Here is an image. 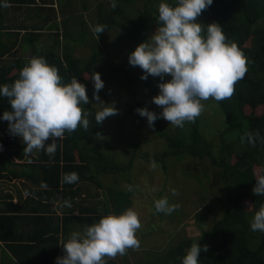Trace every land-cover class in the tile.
I'll use <instances>...</instances> for the list:
<instances>
[{"label": "trees", "instance_id": "16d2710c", "mask_svg": "<svg viewBox=\"0 0 264 264\" xmlns=\"http://www.w3.org/2000/svg\"><path fill=\"white\" fill-rule=\"evenodd\" d=\"M47 2L8 0V7H0V84L11 85L32 57L45 56L50 64L57 66L64 83H70L75 76L86 85L90 102L84 108L88 112L89 126L87 129L78 127L71 133L66 131L61 142L56 138L58 147L52 156L38 150L36 155L24 161V149L19 148L16 154L21 163L18 164L5 153L10 143L0 139L4 146L0 151V181L9 191L0 194V204L4 203V208H0V264H56V258L64 255L63 244L73 231L83 232L86 226L98 222L102 216L120 214L132 206L130 176L142 141L134 143L131 150L123 143V138L127 119L133 116L131 125H136V109L144 102L136 100L121 107L123 114H117L114 127L110 126L114 128L111 142L99 144L98 140L105 137L106 132L102 123L95 121L97 109L92 103L95 100L92 74L99 72L104 84H111L117 78L118 85L124 82L134 91L143 89L155 95L159 93L158 84L171 79L169 75L165 81L152 76L143 80V70L131 66L128 59L129 54L147 40L148 29L152 25L160 26L158 6L161 0H111L107 4L100 0L93 28L82 16L75 14L69 19L76 25H70L69 20L62 26L58 20L49 25L51 20L43 11L56 12L57 9L44 7ZM167 2L171 4L173 0ZM36 3H41V7L36 9L35 17L47 25H33L34 29L25 31L22 49L30 50V57L2 62L20 43L5 25L11 5ZM84 7L87 9L85 4ZM28 18L31 17L28 15ZM196 19L205 25V29L208 24L219 23L229 40L235 41L248 57V71L236 83L231 98L219 102L211 98L204 101L215 114H220L214 126L215 136H210L204 129L209 126L204 112L182 128L175 126L165 130L162 118L155 121L157 135L166 145L156 160L166 168V159L170 158L176 162H182L186 157L208 160L217 170L218 180L229 189L225 200L221 201L225 208L222 214L208 230L202 231L200 264H264V232L250 228L255 212L264 204V196H257L252 191L257 177L264 175V0H214ZM97 25L104 26L105 32H95ZM60 27L63 30L56 31ZM23 28L28 26L20 24L18 31ZM46 36L53 44L43 42ZM80 47L89 50V55H77ZM99 96L105 101L109 99L103 89ZM6 110H10L8 98L0 97V116ZM8 123L0 120L4 125L0 126V133L10 134ZM249 133L256 137L255 144L246 138ZM120 155L126 159L119 161L123 160L118 158ZM140 159L148 160L149 154L144 152ZM73 171L78 173L79 180L63 182V175ZM101 176H114L116 184L107 187L100 180ZM120 178H127L129 190L119 187ZM16 180L30 184L26 190L29 197L23 198L22 192L11 185ZM88 181L101 189L106 188L107 200L103 210L99 209V203L92 204L94 196L90 192L87 191L82 199L87 190H84V184ZM15 194L23 198L20 201L25 202V209L16 211ZM65 200H70L71 207L63 204ZM218 200L214 197L205 212L196 214V222L202 227L204 218L212 212ZM249 204L252 205L249 207ZM194 242V239L185 238L162 254L144 252L142 259L135 263L126 259L124 264H181V258ZM205 245L207 251H203ZM105 259L106 264H118L110 257Z\"/></svg>", "mask_w": 264, "mask_h": 264}, {"label": "clouds", "instance_id": "9594fccd", "mask_svg": "<svg viewBox=\"0 0 264 264\" xmlns=\"http://www.w3.org/2000/svg\"><path fill=\"white\" fill-rule=\"evenodd\" d=\"M214 0H161L158 6L160 26L145 42L129 54L131 66L143 70L141 79L149 76L171 77L158 84L159 94L152 98L163 111L158 115L148 108H138L141 117H146L150 127L164 118L171 125L184 127L194 122L205 108L203 101H222L231 98L235 85L244 78L248 57L235 41H230L219 23L205 25L197 22L202 11ZM8 0H0V7H8ZM115 7V2L112 4ZM95 32L103 33L104 26L97 25ZM94 82L93 99L101 109L95 114L97 124L115 115L118 109L101 100L99 92L104 81L99 72L90 78ZM0 97L8 98L10 110L3 112L0 120L8 121L9 132L19 136L24 152L43 150L52 156L65 132L89 126L88 112L84 106L89 101L87 88L77 77L64 83L59 69L50 64L45 56L32 57L20 70L19 78L11 85L0 84ZM256 136H259L257 133ZM52 138V142H46ZM246 138L255 144L253 134ZM4 146L0 143V151ZM65 183H75L79 175L75 171L65 173ZM253 193L264 196V175L256 179ZM25 195H28L26 192ZM63 204L71 207L70 200ZM158 212L171 213L178 205H170L167 197L154 202ZM252 204H249V207ZM141 227L139 213L128 208L120 214L109 213L98 222L86 226L83 232L73 231L63 244L64 255L56 258V264H106V257L124 255L129 248H138L137 232ZM253 231L264 232V204H261L250 221ZM202 251L199 242H194L181 258V264H200ZM203 251H207V245Z\"/></svg>", "mask_w": 264, "mask_h": 264}, {"label": "rangeland", "instance_id": "374dc122", "mask_svg": "<svg viewBox=\"0 0 264 264\" xmlns=\"http://www.w3.org/2000/svg\"><path fill=\"white\" fill-rule=\"evenodd\" d=\"M99 1L100 0H54V4H52L53 2L48 0L44 7L54 6L57 10L56 12H51L49 9L43 12L46 16L48 15L51 20V22L48 23L49 25L52 24L54 20H58L60 26H62L66 20H69L70 25H76L69 19L75 14V16H82L93 28L92 24L96 19L95 13ZM108 1L109 3L111 2V0H102L105 4H107ZM84 4L87 9L84 7ZM39 7H41V3L26 6L18 4L15 6L11 5L7 13L5 25L12 30L10 33H12L14 37H18L20 43L16 46L13 53L8 56L6 55L4 59L1 60L2 62L11 61L13 58L17 57H30L31 51H24L22 49V44L24 42L23 37L26 36L25 31L29 32L30 29H34L32 28L33 25L39 24L38 27L47 25L41 18L35 17V13L37 14L36 9ZM28 15L31 18H28ZM20 24L28 26V28H23V31L19 32ZM157 28L158 26L152 25L148 29L145 35L147 40L156 32ZM61 30H63L62 27L56 31L60 32ZM13 36L12 38L14 39ZM43 42L45 44H53L49 36H46ZM14 53H17V55L12 56ZM89 53L90 51L85 47H80L77 55L86 57ZM103 90L108 93L109 99L108 101L101 100L107 104H113L118 109L117 114H123L121 107H125V105L130 102L135 103L136 100L144 102L141 108L146 107L151 111H155L158 115L163 111V108L157 106L152 100V98L159 93L155 95L151 92L143 91V89H136L134 91L133 88L126 85L124 82L118 85L117 78H114L111 84H104ZM92 103L97 111L101 109V105H97L99 101L93 100ZM203 103L205 104L203 112L208 118L206 123L209 124V126H204V129L210 136H215L216 132L214 126L217 124L220 114H215L214 110L210 106H207L206 102L203 101ZM117 114L105 118L102 122L106 135L98 140L99 144L106 145L111 142L113 138L111 134L114 132V118ZM133 118L132 116L127 119L123 143L125 145L128 144V147L132 150L134 143L142 141V144L138 147L135 167L132 169L130 176L133 186V194L131 195L132 206L130 208H134L138 211L141 220V227L137 232L140 246L138 248H129L124 255L118 254L115 257H110V260H114L118 264H124V260L126 259L129 260L130 263H135L137 260L143 258L145 255L144 252L157 251L162 254L171 245L185 238L194 239L195 242L198 241L200 243L202 231L208 230L225 209L221 201L225 200V196L229 190L218 180V172L212 167L208 160L202 161L186 157L182 162H176L170 158L166 159L165 165L167 168L163 167L161 163L157 162L156 156L162 155L166 147L165 141L158 137V132L155 127L152 128L149 126L146 117H141L138 114L136 117L137 124L131 125ZM203 118L206 120L205 117ZM161 122L162 128L165 130L175 127L164 118H162ZM0 126L4 127L3 124H0ZM0 139H4V141L10 143L8 150L5 151L7 157L15 161V164L21 163L20 158L16 154L19 148L24 149L26 146L23 144L21 138L11 134L0 133ZM51 142L52 138H49L46 145ZM37 152L38 150H34L31 154L24 152V161H27L30 156L36 155ZM144 152L149 154L148 160L140 159ZM118 158H123V160L119 161H124L125 157L120 155ZM120 177H122V175H120ZM100 180L107 187L116 182L114 176H101ZM125 180H127V178H120L119 187L129 190ZM1 183L0 181V194H5L7 186H3ZM29 185L30 184L24 180H17L15 182V186L21 187L23 192H26ZM84 185V190H87L83 193L82 199L86 196L87 191L90 192L92 196H94L92 204L95 205L99 203V209L103 210L105 201L107 200L106 188L101 189L96 183L90 181ZM162 197H167L170 205L175 204L178 205V207L171 213L158 212L155 209L154 202ZM214 197L220 200L216 202L212 212L204 218V225L202 227L196 222V214L198 212H205L206 207L211 204L210 201ZM135 252L137 253L134 254Z\"/></svg>", "mask_w": 264, "mask_h": 264}, {"label": "crops", "instance_id": "0c3cea01", "mask_svg": "<svg viewBox=\"0 0 264 264\" xmlns=\"http://www.w3.org/2000/svg\"><path fill=\"white\" fill-rule=\"evenodd\" d=\"M17 181V180H16ZM15 181V182H16ZM15 182H12V184H11V182H8V184H11V185H14L13 187H16L15 186ZM12 188V187H11ZM15 189H19L21 192H22V196H23V198H25V197H29V194L28 195H25V191L23 192L22 191V189H21V187L19 188L18 186L15 188ZM7 192H9L7 189H6V193ZM23 198H21V196H19V195H17V194H15L14 195V199H13V203H14V207H16V211L17 210H21V209H25V207H26V204H25V202H22L21 203V201L23 200ZM20 199H21V201H20ZM0 208L2 209V208H4V203L2 202V204H0Z\"/></svg>", "mask_w": 264, "mask_h": 264}]
</instances>
